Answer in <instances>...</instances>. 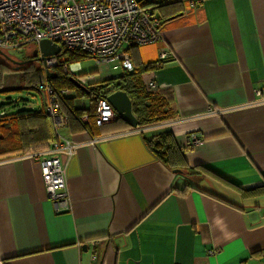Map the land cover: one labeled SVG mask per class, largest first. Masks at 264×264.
<instances>
[{"label":"crops","instance_id":"0c3cea01","mask_svg":"<svg viewBox=\"0 0 264 264\" xmlns=\"http://www.w3.org/2000/svg\"><path fill=\"white\" fill-rule=\"evenodd\" d=\"M172 2L159 11V40L138 46L136 60L159 64L143 81L172 93L175 115L60 127L77 145L60 211L38 161H0V264H264V0ZM66 92L93 121L95 103ZM163 131L185 147L191 134L201 140L184 152L183 173L146 145ZM186 185L196 187L173 190Z\"/></svg>","mask_w":264,"mask_h":264},{"label":"built area","instance_id":"2783aa9c","mask_svg":"<svg viewBox=\"0 0 264 264\" xmlns=\"http://www.w3.org/2000/svg\"><path fill=\"white\" fill-rule=\"evenodd\" d=\"M172 1L178 0H0V49L22 48L49 40L109 63L116 70L130 71L134 64L129 49L159 40L164 19L156 7ZM159 57L164 59L166 52L162 51ZM41 60L47 70L63 64L65 72L79 79V61L71 63L68 57L59 55ZM156 87L154 82L148 84L149 89ZM38 90L58 132L68 121L61 113L55 88L46 81L39 84ZM62 92L66 94V90ZM4 114L0 111V115ZM116 119L111 103L101 98L96 107V125ZM58 137L50 148L28 155L41 164L47 196L60 211L69 204L66 165L77 145L60 134ZM200 141L196 134H191L186 148H193Z\"/></svg>","mask_w":264,"mask_h":264},{"label":"trees","instance_id":"16d2710c","mask_svg":"<svg viewBox=\"0 0 264 264\" xmlns=\"http://www.w3.org/2000/svg\"><path fill=\"white\" fill-rule=\"evenodd\" d=\"M166 5L157 6L156 8L161 11ZM163 19L165 18L163 17ZM137 48L138 46L129 49L130 57L134 63L133 70H124L95 86L88 85L85 89L77 87L70 80V77H67L69 74L63 69V64L54 67L59 68L61 66L63 72H65L62 76L63 78L56 84L55 80L60 77V74L53 72L54 74L52 75L50 71L47 73L44 63L40 62L41 60L37 58V55H30V58L24 60L25 62L20 65L18 70L23 71L24 87L26 88L38 90L40 83L46 81L52 83L57 94L61 113L66 116L67 124L73 131H89L92 124L97 127H102L103 125L99 126L95 123L96 108L93 114H89V117L93 121L83 122L82 115L86 110L76 107L74 105V98L66 96L62 92L67 89H75L79 96L89 97L91 102L95 103V107H97L98 101L101 98H106L108 93L116 90L125 91L132 100L133 112L139 119V125H147L174 116V100L172 93L169 91L147 88L143 81V73L157 68L159 64L157 62L143 63L136 60ZM59 56H68L69 61L73 62L79 61L81 57H90L82 51L64 47ZM9 62V59L0 54V92L4 91L3 81L5 73L16 70L15 67L10 66ZM0 111L5 112L4 115H0V161L25 156L30 152L46 150L59 139V133L54 129L53 121L46 113L45 108L36 109L32 108L31 105L29 108H20L12 112H7L3 109H0ZM123 126L130 125L122 119L117 118L114 128ZM145 142L154 156L171 170L181 169L184 172L189 169L184 155L187 148L178 143L171 131H163L151 137H146ZM195 168L201 169V166H195ZM202 170L219 178L221 181L232 184L223 176L203 167ZM195 187L194 185H186L184 188L174 187L173 190L185 193L187 190Z\"/></svg>","mask_w":264,"mask_h":264},{"label":"rangeland","instance_id":"374dc122","mask_svg":"<svg viewBox=\"0 0 264 264\" xmlns=\"http://www.w3.org/2000/svg\"><path fill=\"white\" fill-rule=\"evenodd\" d=\"M35 44H30L29 46L22 47V48H15L10 50H3V52L11 57L14 60L17 61H24L29 59L30 55L33 54V50L35 49ZM68 57V56H63ZM37 58L41 60L40 55H37ZM40 62L43 63L41 60ZM71 63H74L73 61H69ZM81 66L80 70L77 73V77L79 79H76L79 81L82 85L81 81L84 79L88 82H92L94 84H89L91 86H95L96 84L102 82L104 77L108 78L109 74L113 75L114 73H120V69L116 70L110 65L109 63L98 61L96 58L93 57H81L79 60ZM11 67H16L17 65L9 62ZM61 65V64H60ZM56 66L49 67L50 72H58L60 74V77H58L57 80H55V83L57 84L61 78H63V72L62 67L54 68ZM52 68V69H50ZM71 73V72H70ZM67 75V77H72V73ZM85 83V84H86ZM3 92H0V109H3L7 112H12L16 109H23V108H29L31 105H39L43 101V94L37 89L34 88H26L24 87V77H23V71L20 70H12L8 71L4 75V81H3ZM67 89V88H66ZM68 90V89H67ZM67 94L70 92H66ZM16 104V106H14ZM62 132V129H61ZM61 135V133H60Z\"/></svg>","mask_w":264,"mask_h":264},{"label":"water","instance_id":"95a60500","mask_svg":"<svg viewBox=\"0 0 264 264\" xmlns=\"http://www.w3.org/2000/svg\"><path fill=\"white\" fill-rule=\"evenodd\" d=\"M62 53V46L58 43L42 40L38 45H36L33 50V55H40L41 58L47 59L49 57L59 55ZM0 54L9 59L12 63L16 64V70L19 69L20 65H22L25 61H17L7 56L2 49H0ZM40 58V59H41ZM49 70H47V73ZM53 75L54 73L51 72ZM77 87L81 89H85V85H82L76 79H70ZM106 99L111 103L114 110L117 113V118L122 119L126 123H128L131 127H137L139 125V119L133 112V103L127 92L122 90L112 91L107 94ZM175 173H182L183 170L175 169Z\"/></svg>","mask_w":264,"mask_h":264}]
</instances>
